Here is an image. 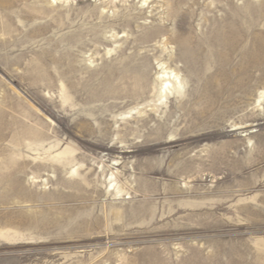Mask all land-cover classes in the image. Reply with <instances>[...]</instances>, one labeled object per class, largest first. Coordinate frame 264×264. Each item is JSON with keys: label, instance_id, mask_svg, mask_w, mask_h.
Masks as SVG:
<instances>
[{"label": "rangeland", "instance_id": "374dc122", "mask_svg": "<svg viewBox=\"0 0 264 264\" xmlns=\"http://www.w3.org/2000/svg\"><path fill=\"white\" fill-rule=\"evenodd\" d=\"M262 94L264 0H0V264H264Z\"/></svg>", "mask_w": 264, "mask_h": 264}, {"label": "bare ground", "instance_id": "6f19581e", "mask_svg": "<svg viewBox=\"0 0 264 264\" xmlns=\"http://www.w3.org/2000/svg\"><path fill=\"white\" fill-rule=\"evenodd\" d=\"M174 73V72H173ZM164 75H170L171 72L167 71L166 73H163ZM177 75V74H176ZM178 79L179 77L176 79L172 78L171 76H169L168 78L163 76L162 78L159 77L160 80V87H159V96L160 99H168L173 95H178L181 94V83H178ZM264 94H262V96L260 97V99L258 100V102H260L261 99H263ZM257 125H247V127L245 128H239L237 130H233V131H239V130H245L247 128V132L252 129L253 127H256ZM253 134V132L251 133Z\"/></svg>", "mask_w": 264, "mask_h": 264}]
</instances>
